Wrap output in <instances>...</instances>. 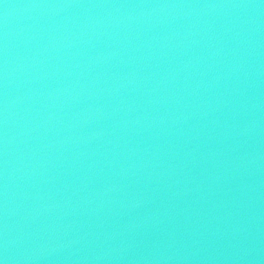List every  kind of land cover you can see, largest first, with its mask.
<instances>
[{
  "label": "water",
  "instance_id": "obj_1",
  "mask_svg": "<svg viewBox=\"0 0 264 264\" xmlns=\"http://www.w3.org/2000/svg\"><path fill=\"white\" fill-rule=\"evenodd\" d=\"M0 264H264V0H0Z\"/></svg>",
  "mask_w": 264,
  "mask_h": 264
}]
</instances>
